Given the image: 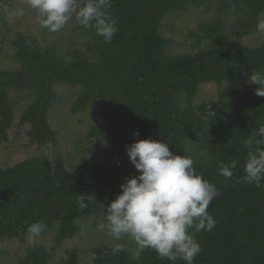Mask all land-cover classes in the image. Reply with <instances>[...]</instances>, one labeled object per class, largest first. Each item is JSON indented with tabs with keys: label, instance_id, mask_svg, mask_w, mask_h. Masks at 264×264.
Instances as JSON below:
<instances>
[{
	"label": "trees",
	"instance_id": "trees-1",
	"mask_svg": "<svg viewBox=\"0 0 264 264\" xmlns=\"http://www.w3.org/2000/svg\"><path fill=\"white\" fill-rule=\"evenodd\" d=\"M16 1L0 0V26L7 27ZM192 10H203L193 23L187 18ZM261 10L264 0H112L119 31L111 43L74 18L66 46L57 38L66 25L57 32L44 28L54 35L45 42L16 31L9 39L11 67L0 62V143L8 142L18 116L29 126L30 144L56 145L49 113L61 86L75 92L72 115L92 110L95 116L86 140L109 139L101 158L89 162L83 154L75 169L67 168L59 152L55 161L40 155L0 167V242L25 241L30 223L47 224L16 264H51L57 247L81 235L84 218L92 217L95 238L104 235L97 229L104 211L125 178L138 175L126 146L147 138L194 157L197 172L220 190L208 208L216 226L196 234L202 252L194 264H264V182L257 187L242 180L243 140L264 125V97L249 81V74L264 71V36L256 31ZM252 35L257 43H243ZM208 83L219 93L205 100ZM137 130L140 136L134 137ZM233 160L234 176L219 175L217 162ZM89 194L94 198L81 207L77 195ZM48 234L51 249L40 240ZM116 243L105 236L92 246V264H173L151 249L137 261L131 240L113 255ZM83 252L73 247L62 264H83Z\"/></svg>",
	"mask_w": 264,
	"mask_h": 264
},
{
	"label": "clouds",
	"instance_id": "clouds-1",
	"mask_svg": "<svg viewBox=\"0 0 264 264\" xmlns=\"http://www.w3.org/2000/svg\"><path fill=\"white\" fill-rule=\"evenodd\" d=\"M37 14L42 27L50 32L61 30L73 18L85 29H93L105 43H111L119 31V21L111 15L112 0H26ZM24 10L20 9L23 15ZM256 31L264 36V10L257 14ZM251 84L258 85L256 95L264 97V71L249 74ZM139 137L137 130L132 134ZM264 125L243 140L247 148L243 164V182L260 187L264 182ZM130 162L138 175L125 178L121 192L104 211L98 231L114 241L113 255L124 252L127 240L135 243L134 259L140 260L151 249L161 260L175 264L182 260L194 264L202 246L196 238L201 231H211L216 220L208 212L210 203L220 195L219 188L197 172L191 155L175 154L168 143L147 138L127 145ZM219 175L231 179L238 161H218ZM81 207L93 195H77ZM105 209V208H104ZM47 230L41 220L27 228L30 241Z\"/></svg>",
	"mask_w": 264,
	"mask_h": 264
},
{
	"label": "rangeland",
	"instance_id": "rangeland-1",
	"mask_svg": "<svg viewBox=\"0 0 264 264\" xmlns=\"http://www.w3.org/2000/svg\"><path fill=\"white\" fill-rule=\"evenodd\" d=\"M20 9L24 10L23 15L20 14ZM203 10H192L187 18L193 23L197 17H202ZM186 25V21L180 22ZM73 20L66 24L64 33L59 32L57 38L64 46L67 45V37L71 33ZM36 37L39 42L46 40L52 41L54 35L45 34L44 27L39 23L37 14L32 10L26 0H17L15 7L9 12V20L7 27L0 26V62L3 67H11V55L13 48L9 39L13 38L16 31ZM168 31H170L168 29ZM46 39V40H45ZM259 41L257 35L245 37L243 43L254 44ZM185 47H182L184 49ZM57 101L55 107L49 113V121L55 131H57V144L50 143L48 146H39L29 143L28 130L29 126L21 125L20 118L17 116L12 128L9 130V140L5 143H0V167L6 168L31 157L46 155L52 161H55L58 152L66 159V166L69 169H75L79 166V160L83 156L89 162H93L103 155V148L108 143V138L86 140L91 124L94 122L95 116L92 110L77 115H72L70 106L73 101L75 92L67 86L57 88ZM218 87L215 83H208L202 88V96L205 100L216 98L218 95ZM20 96V95H19ZM15 97V93H12ZM61 99V101H59ZM24 103L23 98L20 99L18 106ZM84 146V152L80 149ZM92 217L81 220L83 232L73 240L65 241L61 246L57 247L54 252V259L51 264H62V259L68 258L69 251L75 247H80L84 252L82 254L83 264H92L91 255L88 250L105 238L104 235L95 238L94 231L90 224ZM40 240L45 243L48 249L54 245L53 235L48 234L41 237ZM30 241L29 237L25 241L10 240L0 242V264H16L17 260L25 252Z\"/></svg>",
	"mask_w": 264,
	"mask_h": 264
}]
</instances>
